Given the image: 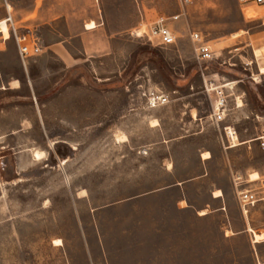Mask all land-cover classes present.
<instances>
[{"label":"rangeland","instance_id":"obj_1","mask_svg":"<svg viewBox=\"0 0 264 264\" xmlns=\"http://www.w3.org/2000/svg\"><path fill=\"white\" fill-rule=\"evenodd\" d=\"M92 17L117 33L109 43L86 32ZM158 18L175 44L135 37ZM3 19L11 33H0V264L264 261V244L251 241H264V199L250 210V233L233 235L248 225L231 186L232 173L251 179L257 171L250 187L264 198V150H217L222 122L212 116L218 94L231 103L238 91L245 112L227 103L225 114L242 132L264 128L263 8L242 0H0ZM14 30L36 40L39 53L22 59ZM191 32L212 60L196 61ZM205 151L213 157L202 162ZM187 181L180 192L164 190Z\"/></svg>","mask_w":264,"mask_h":264},{"label":"crops","instance_id":"obj_2","mask_svg":"<svg viewBox=\"0 0 264 264\" xmlns=\"http://www.w3.org/2000/svg\"><path fill=\"white\" fill-rule=\"evenodd\" d=\"M90 21H93L96 26L93 29H87L85 27L86 32L88 34L97 33L100 37L106 38L107 43H109L110 38H112L113 35H116L117 34V33H112L110 30H108L106 19L103 18V17H101V18L92 17V18H89V22ZM137 28L138 27H134L131 30H135ZM262 75H264V74H262ZM220 85L221 84L215 85V87L220 88ZM17 88H13V89H17ZM4 91H9V90H4ZM234 96H235V98L231 99V103L227 102L230 105V108H229L230 111H234L236 113H238V112H240V113L241 112L242 113L245 112L246 106H245V102H244L242 93L236 91V93H235ZM240 119H242L243 121L244 120H247L248 119V116L245 115V116H243V118H240ZM198 121H199V123H198L197 126H200L201 128L199 129V131L196 132L195 135H202L204 133L203 132L204 131V126L202 124L203 122H202V119H199V118H198ZM220 122H222V124H221L222 125V128H221V131H218V133L216 134L217 150H222L224 153H227V152H230V151H233V150H241L244 147H247V149H251V147L254 146V143L258 146V148L260 150H264V149H261L259 147V144H258L257 140L255 139V136L263 128H260L259 131L256 132V133H251V132L245 133V132H242L240 130V128L238 127V120L237 121L233 120L230 117V114L229 115L228 114H225L224 119L222 121H220ZM225 128H227V130L231 129L232 138L227 134V132L225 131ZM186 137H188V136H182L181 138H186ZM199 150H208V149L201 148ZM209 150H211V149H209ZM206 152L209 153L208 151H205V152L200 153V158L202 159V162L211 160L212 157H213L209 153V157L208 158H204L203 157V154L206 153ZM254 173L256 174V177H253L251 179L245 178L243 175L239 174L238 172L232 173V182H231L232 190H233V193H234V195L236 196V198L238 200L240 211H241V213H242V215H243V217L246 220V223L248 225V227H245L244 226L243 228L235 231V233L233 235H239V234H242V233H244L246 231L249 232L248 229L251 228L249 226L248 216H249V213H250V210H251L252 207H250L248 209V212L247 213H243V211L241 209V206H240V200H239V194H240V192L247 191V190H250V191L254 192L257 195V197H258V201L257 202H259V201H261V200L264 199V198L259 197L258 196L259 194L256 193L250 187V184L251 183H254V182H257V181L260 180V178H259L260 176L258 175V172L257 171L252 172L250 174V176H253ZM189 182L190 181L183 182V183H178V184H170V185L166 186L164 190L175 188L176 190H178L180 192V190L182 191V186L185 185V184H187V183H189ZM216 192H218V194L211 193V197H212V199L214 201H220L223 198L224 193H223V191L221 189H216ZM179 201L180 202H186L187 200L185 198L180 197L179 198ZM218 208H220V207H218ZM200 211H204L205 212V210H200ZM200 211H199V214H200ZM207 215H209V214L205 212V214L201 215L200 217H206ZM258 230H261V229H258ZM261 231L264 232V230H261ZM251 237H252V234H251ZM261 240H264V238L261 239ZM251 241H252L253 244H258V245L264 244V241L259 242V243H254L253 240H252V238H251ZM259 263L264 264V261H262V262L259 261L257 264H259Z\"/></svg>","mask_w":264,"mask_h":264},{"label":"built area","instance_id":"obj_3","mask_svg":"<svg viewBox=\"0 0 264 264\" xmlns=\"http://www.w3.org/2000/svg\"><path fill=\"white\" fill-rule=\"evenodd\" d=\"M244 4H252L259 8L264 9V0H242ZM175 17L174 19H176ZM9 20L6 19V23ZM9 33L11 31L8 29ZM14 37L18 47L19 55L22 59L29 56L37 55L40 51L38 42L33 38H30L26 35H17L14 30ZM135 37L138 39H146L149 43L155 44L158 47L165 48L175 44L176 37L171 31V29L166 25L163 18H158L153 21L148 26H143L138 28V31L135 33ZM190 39L193 43V52L195 54V59L199 63L204 61L212 60L215 57L212 48L208 45L206 41L203 40L202 36L198 32H191ZM206 90L210 91V88L205 84ZM159 103L163 104L167 101V98L164 95L156 96ZM227 106V96L223 93L217 95V100L214 106V112L212 116L216 122H220L225 117V111ZM227 134L232 138L231 129L227 130ZM259 147L264 149V128L255 136ZM240 206L243 213H247L250 207H253L258 201L257 195L250 191H243L239 194Z\"/></svg>","mask_w":264,"mask_h":264},{"label":"bare ground","instance_id":"obj_4","mask_svg":"<svg viewBox=\"0 0 264 264\" xmlns=\"http://www.w3.org/2000/svg\"><path fill=\"white\" fill-rule=\"evenodd\" d=\"M8 12H10V10H8ZM246 15H247L248 17H253V16H254V15H253V12H251V11H247V12H246ZM95 26H96V25H95V23H94L93 21H90V22H88V23L85 25V27H86L87 29H93V28H95ZM0 33H2L3 38H4L5 40H8V39L10 38V35H9L8 29H7V25H6V20H5V19L0 20ZM260 74H264V66H262V67L260 68ZM13 86H14L13 88H17V87H18V82L15 81ZM212 90H213V89H212ZM122 138H123V137L120 136V135L116 136V140H117V141H120ZM204 155L206 156V158L209 157L208 154H204ZM207 155H208V156H207ZM34 156H35L37 159H40V158L42 157V153H40V152H36V153L34 154ZM253 177H256V174H255V173L253 174ZM56 242H57V241H56Z\"/></svg>","mask_w":264,"mask_h":264}]
</instances>
